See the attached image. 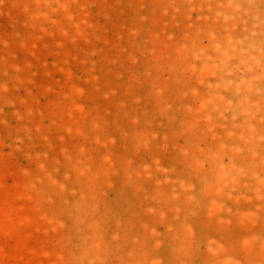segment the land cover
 I'll return each instance as SVG.
<instances>
[{"label": "rangeland", "instance_id": "obj_1", "mask_svg": "<svg viewBox=\"0 0 264 264\" xmlns=\"http://www.w3.org/2000/svg\"><path fill=\"white\" fill-rule=\"evenodd\" d=\"M0 264H264V0H0Z\"/></svg>", "mask_w": 264, "mask_h": 264}]
</instances>
